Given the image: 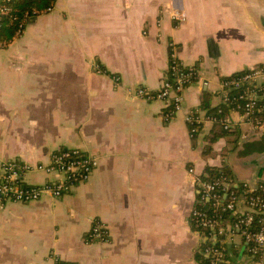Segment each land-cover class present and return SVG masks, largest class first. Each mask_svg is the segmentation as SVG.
<instances>
[{
    "label": "crops",
    "instance_id": "crops-1",
    "mask_svg": "<svg viewBox=\"0 0 264 264\" xmlns=\"http://www.w3.org/2000/svg\"><path fill=\"white\" fill-rule=\"evenodd\" d=\"M35 13L0 46V166H48L76 150L96 167L59 200L0 206V264H203L219 238L189 222L208 210L199 181L225 166L234 187L258 188L264 151L240 154L264 131L230 108L223 118L235 135L211 143L212 124L191 136L184 117L205 114V97L222 107L224 80L264 66V0H56ZM171 52L196 72L173 114L137 95L160 90ZM229 151L255 167L251 180L237 179ZM58 180L32 172L22 182ZM95 219L108 243H87ZM218 245L233 250L227 264H256L238 234Z\"/></svg>",
    "mask_w": 264,
    "mask_h": 264
},
{
    "label": "built area",
    "instance_id": "built-area-1",
    "mask_svg": "<svg viewBox=\"0 0 264 264\" xmlns=\"http://www.w3.org/2000/svg\"><path fill=\"white\" fill-rule=\"evenodd\" d=\"M11 0L0 2V15L9 13L6 3ZM49 11V10H48ZM36 13L33 14L35 16ZM196 72L192 68H185L175 57L173 52L169 55L167 80L160 90L151 93L149 91L137 92L138 97L147 101H156L169 107L171 114L179 112L183 102L184 90L195 80ZM118 82V80H117ZM243 85L248 88L238 96H229L226 90L239 89ZM223 94L221 102L231 105V110L239 113L253 130L264 131V104L258 99L264 96V66L252 68L244 74L229 78L221 84ZM222 114L220 108L216 115L210 116L201 112L187 113L185 123L190 126L189 132L193 136L198 131V126L204 124L219 123L224 130L230 129V123L224 118H218ZM96 166L94 158L76 150L59 151L51 157L48 166H29L9 161L0 166V206L8 203L29 204L38 202L44 197L53 200L60 199L70 190L87 182ZM32 172H43L47 175L56 174L60 179L55 182H47L41 186H25L23 177ZM192 174V170H189ZM206 178V177H205ZM233 182L216 179L212 182L199 181L200 201L208 203L212 212L195 208L189 217L193 229L200 233L207 231V236L219 238L212 246L206 247L204 253L208 264H227L218 245L223 239L231 238L235 233L240 236L246 245L247 254L256 264H264V188H251L247 185L238 186L242 193L228 192ZM234 187V186H233ZM236 188V187H235ZM230 214L235 218L233 226L226 230V221L223 215ZM91 229L87 235V243L109 242L107 227L97 220L91 222ZM215 244H217L216 247Z\"/></svg>",
    "mask_w": 264,
    "mask_h": 264
},
{
    "label": "trees",
    "instance_id": "trees-1",
    "mask_svg": "<svg viewBox=\"0 0 264 264\" xmlns=\"http://www.w3.org/2000/svg\"><path fill=\"white\" fill-rule=\"evenodd\" d=\"M56 0H11L9 3H6V7L9 10V13L6 15H0V46H5L9 44L17 35L22 31L25 24L29 21L31 15L35 12H40L46 10L47 8L52 7L55 4ZM246 72V71H245ZM244 74V72L235 75L240 76ZM228 80V79H226ZM224 80V81H226ZM248 87L243 85L239 89L226 90L229 96H238ZM263 105L264 103H259ZM217 108H221L222 114L219 115L218 118H223V113L226 115L230 112L231 105H223L222 107H212L211 99L208 97L203 98L201 102V109L206 110V115L214 116L216 115ZM202 126H199V129ZM235 135L234 129L224 130L223 126L219 123L212 124V129L210 131L209 141L211 143L217 142L219 139ZM261 139L257 143H251L244 145V150L240 154L241 157L250 155V154H261L264 151V134ZM206 178L204 180L214 181L216 179H223L225 182L232 178V173L228 167H220V168H209L206 171ZM257 187L264 188V183L257 184ZM228 192H235L237 195L242 193V189L240 187L230 186ZM200 210H205L200 208ZM209 210V211H208ZM206 211L207 214L211 215L212 212L210 208ZM232 216L230 214L223 215V220L227 223H230L231 226L235 223V218L232 216L231 219L229 217ZM206 232V233H205ZM204 233L207 235V231ZM213 245V244H212ZM209 245L208 246H212ZM215 244L214 247H216ZM222 253L224 254L225 259L230 258L234 255L233 250L224 245L221 246ZM203 264H208L209 260H202Z\"/></svg>",
    "mask_w": 264,
    "mask_h": 264
},
{
    "label": "rangeland",
    "instance_id": "rangeland-1",
    "mask_svg": "<svg viewBox=\"0 0 264 264\" xmlns=\"http://www.w3.org/2000/svg\"><path fill=\"white\" fill-rule=\"evenodd\" d=\"M113 80H114V82H116V84H117V80H118V82H119V78H113ZM184 99V98H183ZM184 101V100H183ZM182 104H183V102H182ZM180 109H182V106H180ZM181 111V110H180ZM186 115V114H185ZM248 128H249V126L248 125H243L242 126V131H245V130H248ZM230 149V148H229ZM228 161H229V163H230V165H231V167H232V170L234 171V173H235V175H236V177H237V179H240V180H251L252 179V177H253V173H254V171H255V167L254 166H245V167H242V166H240L239 164V161L236 159V156H235V153L234 152H231V151H229L228 153ZM96 167V166H95ZM95 169V168H94ZM59 177V179H60V176H58ZM88 181V180H87ZM86 183V182H85ZM73 189V188H72ZM71 189V190H72ZM71 190H70V192H71ZM69 192V193H70ZM69 193H67V194H69ZM67 194H65V195H67ZM65 195H63V196H65ZM62 196V197H63ZM61 197V198H62ZM60 198V199H61ZM59 200V199H58ZM96 220V219H95ZM93 221V220H92Z\"/></svg>",
    "mask_w": 264,
    "mask_h": 264
},
{
    "label": "water",
    "instance_id": "water-1",
    "mask_svg": "<svg viewBox=\"0 0 264 264\" xmlns=\"http://www.w3.org/2000/svg\"><path fill=\"white\" fill-rule=\"evenodd\" d=\"M259 100V99H258Z\"/></svg>",
    "mask_w": 264,
    "mask_h": 264
}]
</instances>
